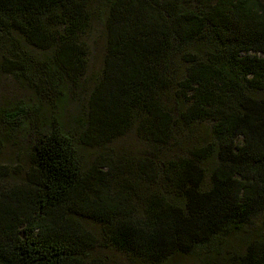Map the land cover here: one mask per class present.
<instances>
[{
    "label": "trees",
    "instance_id": "trees-1",
    "mask_svg": "<svg viewBox=\"0 0 264 264\" xmlns=\"http://www.w3.org/2000/svg\"><path fill=\"white\" fill-rule=\"evenodd\" d=\"M92 21L104 55L78 138L23 101L2 114L33 142L22 179L0 183V264H106L98 247L264 264V0H0L2 68L56 106ZM131 128L144 149L84 164L78 146Z\"/></svg>",
    "mask_w": 264,
    "mask_h": 264
},
{
    "label": "rangeland",
    "instance_id": "rangeland-1",
    "mask_svg": "<svg viewBox=\"0 0 264 264\" xmlns=\"http://www.w3.org/2000/svg\"><path fill=\"white\" fill-rule=\"evenodd\" d=\"M9 37L12 39V33L0 35V183L5 188L12 185V182L21 180L23 172L30 166L33 137L25 129L12 131V126L4 122L2 114L12 110V105L17 101H23L25 104L39 109V112L42 113V124L49 125L55 118L66 133L75 139L78 138L83 129L82 124L87 119V96L92 87L91 79L94 75L99 74L104 55V29L100 23L92 21L80 36L88 50L86 71L77 86L64 82L59 90L62 93L59 96L63 95V99L58 101L55 106L51 100L56 97L49 96L52 99L48 100L43 92H38L32 87L29 88L25 83L21 85L12 77V72L4 71L1 66L2 62L5 59H12V40L7 39ZM24 47L36 58L43 55L42 51L29 44L25 45L24 43ZM53 93L56 95L58 90H54ZM200 128L204 127H197L196 134L194 132V141L202 134L203 129ZM142 149H144V144L137 137L134 128H131L123 135L99 147L96 145L78 146V153L84 164L88 166L89 162L101 153H107L113 157L131 156ZM88 225L91 228H96V225L92 223L88 222ZM94 254L103 257L106 264H140L111 247H98L94 250ZM168 264H202V262L194 255L184 254L173 256Z\"/></svg>",
    "mask_w": 264,
    "mask_h": 264
}]
</instances>
